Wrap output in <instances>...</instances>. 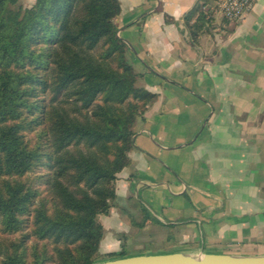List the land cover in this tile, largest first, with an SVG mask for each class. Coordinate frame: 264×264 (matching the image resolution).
Listing matches in <instances>:
<instances>
[{"label":"crops","instance_id":"0c3cea01","mask_svg":"<svg viewBox=\"0 0 264 264\" xmlns=\"http://www.w3.org/2000/svg\"><path fill=\"white\" fill-rule=\"evenodd\" d=\"M118 2L116 35L156 99L98 215L105 232L141 222L143 207L167 230L162 253L264 254V0L237 20L215 0ZM101 244L120 249L116 237Z\"/></svg>","mask_w":264,"mask_h":264},{"label":"trees","instance_id":"16d2710c","mask_svg":"<svg viewBox=\"0 0 264 264\" xmlns=\"http://www.w3.org/2000/svg\"><path fill=\"white\" fill-rule=\"evenodd\" d=\"M119 12L118 0H0V264L98 260L97 216L156 99L136 85Z\"/></svg>","mask_w":264,"mask_h":264},{"label":"rangeland","instance_id":"374dc122","mask_svg":"<svg viewBox=\"0 0 264 264\" xmlns=\"http://www.w3.org/2000/svg\"><path fill=\"white\" fill-rule=\"evenodd\" d=\"M19 2L23 6H29L33 3V0H19ZM113 201H111V207L113 205ZM132 218L133 217L131 216H125L126 227L122 230H117V232L115 231L116 228L114 227H110L111 229L107 227L108 231L106 230L105 232L103 227L102 239H112V237H116L120 244V249L123 248L126 251V255L138 253H162L169 249L168 246H170L171 240L167 236V230L162 225H156L154 223L147 224V222H145L143 226H139V222L134 221ZM97 219L101 223L99 216H97ZM135 220H137V216L135 217ZM101 241L98 248V259L108 258L105 256V254L109 252L102 253L104 248L101 247Z\"/></svg>","mask_w":264,"mask_h":264},{"label":"water","instance_id":"95a60500","mask_svg":"<svg viewBox=\"0 0 264 264\" xmlns=\"http://www.w3.org/2000/svg\"><path fill=\"white\" fill-rule=\"evenodd\" d=\"M93 264H264V254L243 255L173 251L167 253H138L113 257Z\"/></svg>","mask_w":264,"mask_h":264},{"label":"built area","instance_id":"2783aa9c","mask_svg":"<svg viewBox=\"0 0 264 264\" xmlns=\"http://www.w3.org/2000/svg\"><path fill=\"white\" fill-rule=\"evenodd\" d=\"M255 0H216V7L224 19H240Z\"/></svg>","mask_w":264,"mask_h":264}]
</instances>
